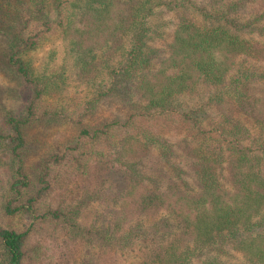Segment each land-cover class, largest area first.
<instances>
[{
	"label": "trees",
	"instance_id": "obj_1",
	"mask_svg": "<svg viewBox=\"0 0 264 264\" xmlns=\"http://www.w3.org/2000/svg\"><path fill=\"white\" fill-rule=\"evenodd\" d=\"M52 34L82 100L30 57ZM1 56L33 95L0 125V217L29 220L0 264H264V0H0Z\"/></svg>",
	"mask_w": 264,
	"mask_h": 264
},
{
	"label": "rangeland",
	"instance_id": "obj_2",
	"mask_svg": "<svg viewBox=\"0 0 264 264\" xmlns=\"http://www.w3.org/2000/svg\"><path fill=\"white\" fill-rule=\"evenodd\" d=\"M3 29L9 30L10 26L3 20ZM10 32V31H8ZM68 49L63 45V41L56 34L48 37L43 45L35 52L31 54L32 60L35 62L36 67L40 71V74H46L52 80L50 84L52 85V98L62 100L68 99L70 96H75L77 99L82 100V97L89 90L91 78L84 73L81 77H74L75 81L70 82L66 80L64 84L60 83L57 74L62 72V63L64 58L68 55ZM74 56L76 52L73 51ZM72 56V54H71ZM3 58L0 57V125L3 126V120L6 114L10 113H22L25 111L26 104L30 101V96L33 95L32 91H29L24 85L20 84L17 80L7 73V71L1 69L3 66ZM61 86L62 89H61ZM65 87V88H64ZM64 89V90H63ZM70 101V99H69ZM69 101L67 103H69ZM73 103V102H72ZM70 103V104H72ZM12 170V160L10 156L6 153L4 148H0V194L3 188L7 186V183L11 177ZM122 183V175L115 173L108 181V186L111 188H116ZM97 210V206L86 210L84 218L91 217ZM2 213L0 214V216ZM4 219L0 217V220L4 224H12L16 227H25L29 224V220L24 217L13 218L4 216ZM60 233V231L55 232Z\"/></svg>",
	"mask_w": 264,
	"mask_h": 264
}]
</instances>
